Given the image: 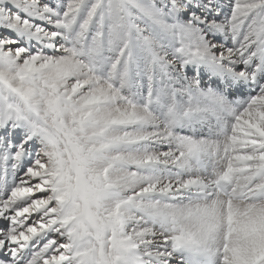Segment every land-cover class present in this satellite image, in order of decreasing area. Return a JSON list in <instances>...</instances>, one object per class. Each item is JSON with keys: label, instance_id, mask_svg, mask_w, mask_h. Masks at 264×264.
I'll list each match as a JSON object with an SVG mask.
<instances>
[{"label": "snow or ice", "instance_id": "6c2138e0", "mask_svg": "<svg viewBox=\"0 0 264 264\" xmlns=\"http://www.w3.org/2000/svg\"><path fill=\"white\" fill-rule=\"evenodd\" d=\"M0 264H264V0H0Z\"/></svg>", "mask_w": 264, "mask_h": 264}]
</instances>
